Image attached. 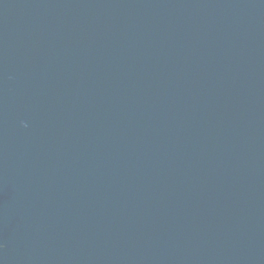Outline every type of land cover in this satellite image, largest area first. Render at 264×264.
<instances>
[{"label": "water", "instance_id": "95a60500", "mask_svg": "<svg viewBox=\"0 0 264 264\" xmlns=\"http://www.w3.org/2000/svg\"><path fill=\"white\" fill-rule=\"evenodd\" d=\"M0 264H264V0H0Z\"/></svg>", "mask_w": 264, "mask_h": 264}, {"label": "clouds", "instance_id": "9594fccd", "mask_svg": "<svg viewBox=\"0 0 264 264\" xmlns=\"http://www.w3.org/2000/svg\"><path fill=\"white\" fill-rule=\"evenodd\" d=\"M27 125H25V127H26Z\"/></svg>", "mask_w": 264, "mask_h": 264}]
</instances>
